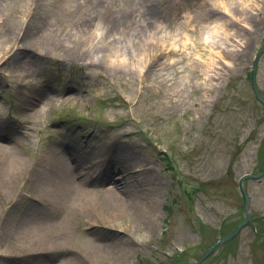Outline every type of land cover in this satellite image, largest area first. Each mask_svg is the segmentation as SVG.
<instances>
[{
    "label": "rangeland",
    "instance_id": "374dc122",
    "mask_svg": "<svg viewBox=\"0 0 264 264\" xmlns=\"http://www.w3.org/2000/svg\"><path fill=\"white\" fill-rule=\"evenodd\" d=\"M215 22L226 33L209 45L206 27ZM24 34L57 46H18ZM106 42L115 47L113 66L101 53L89 57ZM263 47L264 0H0V144L23 147L29 158L55 140L90 160L94 138L112 147L111 163L116 156L149 162L157 175L147 193L159 215L155 233L83 224L85 233H74L82 238L51 252L43 248L55 243L53 233L39 234L44 245L35 251L32 233H24L21 251L20 231L43 211L21 222L16 184L0 176V264H83L69 251L105 244L128 252L97 264H194L245 220L240 179L264 168V110L252 89ZM257 83L264 95V54ZM120 168L115 177L123 181ZM244 185L251 224L203 264H264V178ZM127 234L135 239L131 250Z\"/></svg>",
    "mask_w": 264,
    "mask_h": 264
},
{
    "label": "bare ground",
    "instance_id": "6f19581e",
    "mask_svg": "<svg viewBox=\"0 0 264 264\" xmlns=\"http://www.w3.org/2000/svg\"><path fill=\"white\" fill-rule=\"evenodd\" d=\"M230 1L233 4L236 0ZM224 31V26L219 22L208 25L206 32L213 33V42L204 37L205 42L209 45L212 43L220 45V38L226 33ZM179 36L180 32L177 31L169 37L171 48H179ZM63 37L65 38V35H61L59 41ZM51 43L26 34L16 41L18 46L33 44L36 50L41 51H52L57 45L52 41ZM69 50L71 55L77 54L78 51L76 46H69ZM113 51H115L114 44L111 42L109 45L106 42L103 46L95 45L92 53L89 52V57L92 58L101 53L107 63L113 66L116 64ZM26 62L29 63L31 60ZM189 82L194 84L192 80ZM37 108L41 112L46 111L44 105H38ZM128 139L130 141L129 136L121 142L127 143ZM94 142L95 139H91V145L94 148L91 149L93 155L90 160L78 154L74 145H68L66 142L58 143L55 140L47 143L42 150L34 152L29 158L25 156L27 151L23 147L7 148L0 144V158L1 156L5 158L0 176L3 182L6 180L8 183L6 186L10 183L13 186L16 184L15 197L19 220L23 222L27 217H35L41 210L43 211V218L41 217L38 223L20 231L23 235L20 236L18 249L21 251L27 249V237L24 233H32L28 240L32 251L38 249V245H44L40 242L39 234L41 233H53L50 237L51 241H55L54 244L43 248L45 251L69 249L67 246L73 242L72 238L83 237L74 234L85 233V230H81L83 224L93 229L107 227L121 233H141L142 231L155 233L159 220L158 200L154 194L147 193L154 189V180L157 175L153 174L154 168H147L149 162H145L147 165L143 164V161L138 158L128 162L116 156L117 163H111L112 147L99 143L93 144ZM116 145H119L118 141L114 146ZM123 147L125 148L124 144ZM128 151L135 152V149L132 150L129 147ZM118 166H121L119 173L123 174V181L115 177ZM1 214L0 210V218ZM48 219H54V222L45 223L44 221ZM46 228L49 229L47 232H45ZM125 242L131 244L129 247L131 250L135 239L128 235ZM69 252L79 255L83 264H97V258L100 256H109V254L122 256L128 252V249L114 250L105 244L97 245L85 253L74 250Z\"/></svg>",
    "mask_w": 264,
    "mask_h": 264
},
{
    "label": "water",
    "instance_id": "95a60500",
    "mask_svg": "<svg viewBox=\"0 0 264 264\" xmlns=\"http://www.w3.org/2000/svg\"><path fill=\"white\" fill-rule=\"evenodd\" d=\"M264 54V47L261 49V51L259 52V54L257 55L255 61H254V68H253V76H252V87H253V91L255 94L256 99L258 100V102L264 107V98L260 95L259 91H258V87H257V81H256V68H257V64L259 59L262 57V55ZM262 177H264V171L258 175H245L241 180H240V192L242 194L243 200H244V206H245V211H246V220L239 224L231 233H229L228 235H226L225 237H223L222 239H220L215 245H213L211 248H209L194 264H203L208 257H210L214 252H216L218 250V248L224 244H226L227 242H229L230 240L234 239L244 228H246L250 222V199L248 197L247 192L244 189L243 186V181L245 179H261Z\"/></svg>",
    "mask_w": 264,
    "mask_h": 264
},
{
    "label": "flooded vegetation",
    "instance_id": "af4514ba",
    "mask_svg": "<svg viewBox=\"0 0 264 264\" xmlns=\"http://www.w3.org/2000/svg\"><path fill=\"white\" fill-rule=\"evenodd\" d=\"M264 169V168H263ZM262 169V170H263ZM261 170V171H262ZM258 236H260V238H258V239H260L261 240V242L263 243L264 242V233H259V235Z\"/></svg>",
    "mask_w": 264,
    "mask_h": 264
}]
</instances>
